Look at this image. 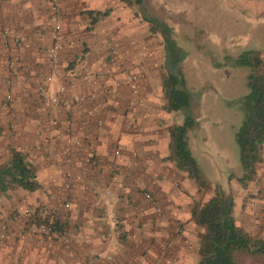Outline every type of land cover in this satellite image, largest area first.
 Returning a JSON list of instances; mask_svg holds the SVG:
<instances>
[{"label":"crops","instance_id":"0c3cea01","mask_svg":"<svg viewBox=\"0 0 264 264\" xmlns=\"http://www.w3.org/2000/svg\"><path fill=\"white\" fill-rule=\"evenodd\" d=\"M73 1L84 6L81 10L102 12L101 4L108 9L106 15L90 22L94 27L89 29V15L69 13L65 0L62 4L65 26L60 70L63 59L74 54V62L61 78L68 94H82L86 99L71 110L44 103L45 110H41L37 75L48 70L45 52L51 27L46 2L0 0V27L17 30L28 40L24 50L11 43L5 46L0 40V98L9 93L14 101L12 108H0V166L9 160V148L22 151L37 182L32 191L14 187L0 194V227L16 229L29 217H37L55 221L70 232L67 245L37 235L22 241H0V264H86L92 257L95 264H106L101 258L106 254L112 256L109 264H149L153 246L160 242L153 230L172 228L176 220L182 222L183 231L174 243L176 254L170 264H193L194 256L198 258V237L189 234L194 225L190 199L200 189L167 159V128L172 123L161 109L162 96L156 99L146 92L129 95L117 73L92 75L93 70L109 69L101 39L107 31L103 21L114 19L120 1ZM111 25L113 35V25H117ZM253 49L260 51L264 70V43ZM131 52H136L135 48ZM7 61L13 67L9 76L5 73ZM5 77L10 79L9 85L4 83ZM129 101L131 107H127ZM89 109L92 115L84 116L83 111ZM67 120L72 121V127L67 126ZM6 121L13 126L10 139ZM195 129H199L198 123L188 132V148L193 137L197 146ZM66 134L87 135L67 158L63 151ZM87 156L93 158V166L85 161ZM262 157L264 165V149ZM173 178H178L187 193L171 188L170 182L177 180ZM143 193L156 199L160 216ZM111 215L117 217L121 228L118 239L111 237L106 225Z\"/></svg>","mask_w":264,"mask_h":264},{"label":"rangeland","instance_id":"374dc122","mask_svg":"<svg viewBox=\"0 0 264 264\" xmlns=\"http://www.w3.org/2000/svg\"><path fill=\"white\" fill-rule=\"evenodd\" d=\"M65 3L69 13H79L81 16L89 15L87 12L90 10H81L84 6L80 3L74 4L73 0H65ZM65 3L64 0H59L63 26L65 25L62 4ZM115 4H117L116 1ZM149 4L156 14L164 17L173 29L174 40L185 50V57L181 64L182 74L187 86L199 93L200 96L199 104L198 102L194 103L197 108L190 105V111L196 115L199 129H195L196 135H194L197 146L194 145L192 136L193 142L189 139V149L191 156L211 183L208 188L200 189V193L195 196L192 194L191 206L206 200L205 194L208 193L211 196L217 189H221L231 200L230 202L225 200L224 209L229 208L235 225L242 232L253 237L264 238V181L261 179L264 177L263 157L262 161L256 165V172L252 180L247 181L244 185H241L237 180L241 176L242 170L238 161L233 131L240 124L242 118L239 99L247 93L246 75L248 69L243 66H229L227 58L242 50L253 49L264 43V0H149ZM99 7L102 12L108 10L105 4H101ZM38 9L41 10V8ZM117 10L118 13L116 11L114 19L110 21L107 18L103 21L104 27L107 28L101 37L105 51L104 61L109 63L104 43L106 41L113 44L119 54L114 65L107 66L112 69L113 74L117 73L120 77L126 74H135L133 77L135 78L136 91L150 93L159 99L161 98L160 78L162 75L161 39L157 34L148 32V24L140 19L134 7H128L119 2ZM91 16H95V12ZM89 17L87 19L89 29H92L94 25L90 24ZM112 23L117 25H113L116 31L113 35H111ZM0 28L1 32L4 27ZM51 30L50 27L48 45L51 41ZM63 34L62 31V39H64ZM62 45L61 41V47ZM61 47L57 59V69L53 76L54 86L63 83L61 77H63L65 68L74 62L73 54L69 60L63 59L64 67L60 70ZM25 48L19 49L24 50ZM132 48H135L136 52H131ZM6 67L7 62L5 73L9 76L12 70L8 72ZM109 69H101L105 74L104 77ZM48 71L38 73V82L39 78L47 74ZM4 80L5 85H9L10 79L5 77ZM119 81L121 82V80ZM125 92L127 93L128 90L126 89ZM1 100L2 98H0ZM40 101V109L45 110L46 106L42 104L44 102L41 99ZM13 103L11 97V101L6 106L12 108ZM10 110L8 109V112ZM167 113L172 124H175V121L177 124L182 121L180 110ZM4 125L8 128L10 136L8 139H10L13 135L11 131L13 126L9 121H6ZM12 149L14 148H9L10 151ZM19 152L23 155L22 151ZM173 179L177 180L170 182L171 188L187 193L186 187L181 182L182 186L179 184L178 178ZM187 188L191 191L189 186ZM148 195V198H144L151 204L153 202L154 212L158 215L160 209L156 199L150 194ZM176 221L177 223L172 228H162L161 231L153 230L157 233L156 236L159 237L160 242L154 244L153 259L149 264L172 263L169 259H172V256L176 254L174 243L183 231L182 222ZM65 229L70 234L68 229ZM201 232L202 229L195 225L189 228V234L192 233L195 237H199ZM233 258L237 264H264V257L251 256L241 252H235ZM197 260L198 258L195 260L194 256L193 264H196Z\"/></svg>","mask_w":264,"mask_h":264},{"label":"trees","instance_id":"16d2710c","mask_svg":"<svg viewBox=\"0 0 264 264\" xmlns=\"http://www.w3.org/2000/svg\"><path fill=\"white\" fill-rule=\"evenodd\" d=\"M119 1L128 7H134L140 19L148 24V32L157 34L161 39L160 89L164 100L161 109L165 112L177 110L182 112V121L167 128L169 152L167 159L172 162L174 169L184 172L197 188L206 189L210 183L198 168L187 144L188 132L197 125L196 115L191 113L190 105L197 108L194 103L198 102L200 96L187 86L182 74L181 64L186 52L176 43L173 38V29L164 17L155 13L149 0ZM87 13L90 16V22L93 23L98 16H104L107 12L106 10L96 11L95 16H91V12ZM227 58L229 66H243L248 69L247 93L239 99L242 118L233 131L238 161L242 170L237 180L244 185L252 180L256 165L262 161L264 149L263 61L260 51L256 49H245ZM14 187L32 191L37 188V182L34 169L25 162L18 150L12 149L9 160L0 166V194ZM225 200L231 201L221 189H217L206 200L191 206L190 219L195 226L202 229L197 242L196 264H237L233 258L235 252L264 257V238L253 237L242 232L230 216L229 208L224 209ZM35 218L36 221L62 228V225L48 218Z\"/></svg>","mask_w":264,"mask_h":264},{"label":"built area","instance_id":"2783aa9c","mask_svg":"<svg viewBox=\"0 0 264 264\" xmlns=\"http://www.w3.org/2000/svg\"><path fill=\"white\" fill-rule=\"evenodd\" d=\"M47 7L49 10V19L51 24V41L46 50V64L48 68V73L39 78V88H38V96L47 105H59L66 110H71L75 105L81 104L86 96L82 94H68L66 91V87L63 83H58L54 86V89L51 90V85L54 80V73L57 69V59L59 50L61 47L62 41V24H61V12H60V4L59 0H46ZM0 40L3 45H8V43L13 44L19 48L27 47V38L18 32H14L9 29H2L0 32ZM106 50L108 52L109 57V66H113L116 60V57L119 56L115 46L110 42H104ZM7 71L12 70V63L7 61ZM111 69V68H110ZM106 71V77H110L112 75V69ZM92 75L96 77H102L104 72L102 70L96 69L92 71ZM104 77V76H103ZM135 78L133 75H122L120 77L121 82H123L127 86L128 94L133 96L136 95V85ZM92 97V96H90ZM11 101V97L8 94H5L2 100L0 101V107H4L7 103ZM132 106V101H129L127 107ZM84 116H91V110H84ZM98 122V120H97ZM66 124L68 127H72V121L67 120ZM87 138L86 134L82 136H75L71 134H66L63 138V151L65 153L66 158L72 152L74 147H77L82 142L81 140ZM85 161L89 163L91 166L95 164L93 158L90 156L85 157ZM66 177H69V172L65 173ZM145 198H148L147 193H143ZM106 225L108 226V230L112 238L117 239L121 234V228L119 226L117 217L111 215L106 220ZM45 236L57 243L67 245L69 243V233L65 228H56L50 223H44L41 221H36L31 219L30 217L24 222V224L16 229H8L4 226L0 227V241H22L30 236ZM101 258L106 262V264L112 263L111 255H103ZM95 258H89L86 264H95Z\"/></svg>","mask_w":264,"mask_h":264}]
</instances>
